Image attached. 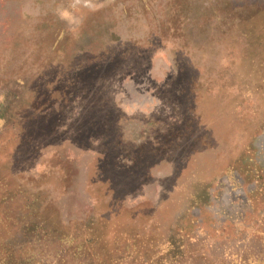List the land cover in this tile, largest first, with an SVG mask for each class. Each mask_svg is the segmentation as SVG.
I'll use <instances>...</instances> for the list:
<instances>
[{
	"label": "rangeland",
	"instance_id": "obj_1",
	"mask_svg": "<svg viewBox=\"0 0 264 264\" xmlns=\"http://www.w3.org/2000/svg\"><path fill=\"white\" fill-rule=\"evenodd\" d=\"M262 189L264 0H0V254L262 262Z\"/></svg>",
	"mask_w": 264,
	"mask_h": 264
},
{
	"label": "trees",
	"instance_id": "obj_2",
	"mask_svg": "<svg viewBox=\"0 0 264 264\" xmlns=\"http://www.w3.org/2000/svg\"><path fill=\"white\" fill-rule=\"evenodd\" d=\"M173 21L176 22V20L172 19L171 22L169 24H172ZM228 25L231 24V22L227 23ZM182 71V69H181ZM188 74H192V68L188 67ZM172 80V78L170 79ZM191 80H188V83H190ZM187 92L191 93L190 88L188 87ZM186 94V93H185ZM260 177H257V179ZM255 187H257L255 185ZM254 190H258V189H254ZM254 190L251 189L250 193L251 196H246L245 194L241 193L239 196H235L231 198V202L234 203L235 201H243L246 202L244 204H250L252 202V193L254 192ZM128 194H133V192L128 191ZM259 194L264 198V190L262 189ZM241 209H239L237 211L240 212ZM240 214L239 216H243L242 213H238ZM87 225L86 232L88 231V235L86 240L83 238L82 242L83 245H78V242H75L76 239H74V251L72 253H69L67 251H59V249L56 247L57 245H55L54 243L52 244L50 238H48L47 240V247H48V251L47 252H51V254L53 256H46L43 254H39V255H32L31 251L29 253H26V257H22L19 256V247L22 246L23 248L25 246H30L28 243H24L23 239H18V238H13V239H8L4 244H3V248H11L12 250L9 249L10 254L9 255H5L3 253H1L0 255V264H91V261L89 260V257H91V259L94 261L95 264H122L123 259H125L126 257V253L122 252V248H119L118 250H108V252H105L102 248L105 247V242H104V233L102 232L104 228H102V224L99 223H94L91 221H85V223ZM94 226L95 228L90 227V225ZM1 226H3V224H1ZM21 229V231H25L26 230V226L24 224H19L18 225ZM100 226V227H99ZM36 229H40L37 226H34L33 230ZM41 231H44V228L40 229ZM256 233H258L257 237H264V232L263 231H257ZM45 241V240H44ZM46 242V241H45ZM58 242H60V246L62 247V243H64V240L59 239ZM88 244H90L91 246H87ZM132 246L133 249V253L135 258H139L140 262H144V264H157L155 263V261L153 260V258L151 257H147L145 254H142V256H138L139 252H137L136 250L138 249L134 244H131L129 247ZM32 249L34 248L35 250L38 248V245L36 243H33V245L30 246ZM57 248V249H55ZM33 249V250H34ZM91 249V250H90ZM58 250V251H57ZM120 255V257H119ZM50 257V258H48ZM230 259H233L231 264H264V260H262V262L256 261V258H249V259H244L242 256L238 257V256H233L230 257ZM175 264V263H172Z\"/></svg>",
	"mask_w": 264,
	"mask_h": 264
}]
</instances>
